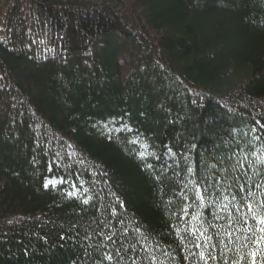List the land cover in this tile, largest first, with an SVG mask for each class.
Masks as SVG:
<instances>
[{
  "label": "trees",
  "instance_id": "16d2710c",
  "mask_svg": "<svg viewBox=\"0 0 264 264\" xmlns=\"http://www.w3.org/2000/svg\"><path fill=\"white\" fill-rule=\"evenodd\" d=\"M260 218L264 0H0V264H264Z\"/></svg>",
  "mask_w": 264,
  "mask_h": 264
},
{
  "label": "snow or ice",
  "instance_id": "6c2138e0",
  "mask_svg": "<svg viewBox=\"0 0 264 264\" xmlns=\"http://www.w3.org/2000/svg\"><path fill=\"white\" fill-rule=\"evenodd\" d=\"M255 138H259V137H255ZM168 151L171 152V151H172V148H171V147H168ZM237 164H239V160H237ZM246 174H247V173H246V171H245V175H246ZM61 182L63 183V181H61ZM52 183H53L52 181H48V182H46L43 186H44L45 188H48L49 185L52 184ZM219 186H220V181H219V179H218V180H217V187H219ZM208 187H211V185H208ZM229 187H231V186H229ZM73 188H75V185H74V184H73ZM68 195L71 196L72 193L69 192ZM229 195H232L233 200H235V196H234L232 193H229ZM84 203L87 204L88 201L85 200ZM225 207H227V206H225ZM247 207H248V210H249V211H252V204H251V203H249V204L247 205ZM253 215H255V213H253ZM259 224L264 225V218H260V219H259ZM136 231H138V229H137ZM260 231H261V232H264V227H262V228L260 229ZM125 234H126V233H125ZM101 235H102V234H101ZM114 236H115V234H113V235H109V236L107 237V239L110 240V241H112V243L115 245L116 240H115ZM62 238H63V237H62ZM195 246H196L197 248L200 247L199 244H196ZM129 247L131 248V252L129 253V260L131 261V264H137V262L141 259V257L139 256V252H140L141 250L147 252V249L137 248L135 244L130 245ZM97 250H99V246H97ZM115 251H116V255H113L110 251H107V250L104 251V252H102V253H101V259H100L99 261H93V264H104L105 261H107L108 264H117V256H119V259H120V260H123L124 257H123V254H122V252H121V248H116ZM123 252H129V248H123ZM84 254H85V256H90V255H91V254L87 251V249H85V253H84ZM166 254H167V252L165 251V255H166ZM200 257H201L202 260L205 261V264H207V259H208V258H211V254H210V252H209V253H208V256H207V258H206V257H205V253L201 252V253H200ZM144 259H145V260L150 259V260L152 261V264H156V257H155V256L145 257Z\"/></svg>",
  "mask_w": 264,
  "mask_h": 264
},
{
  "label": "rangeland",
  "instance_id": "374dc122",
  "mask_svg": "<svg viewBox=\"0 0 264 264\" xmlns=\"http://www.w3.org/2000/svg\"><path fill=\"white\" fill-rule=\"evenodd\" d=\"M51 181L53 182V184L54 185H61V181H59V180H57V179H51ZM73 194H77V191H75L74 189H73Z\"/></svg>",
  "mask_w": 264,
  "mask_h": 264
}]
</instances>
